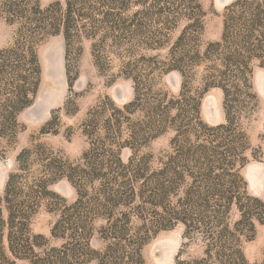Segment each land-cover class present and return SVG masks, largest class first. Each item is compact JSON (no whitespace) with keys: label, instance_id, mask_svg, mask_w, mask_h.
<instances>
[{"label":"rangeland","instance_id":"rangeland-1","mask_svg":"<svg viewBox=\"0 0 264 264\" xmlns=\"http://www.w3.org/2000/svg\"><path fill=\"white\" fill-rule=\"evenodd\" d=\"M70 2V18L79 33L68 32L67 43L62 33L41 30L55 20L61 25L67 0H0V246L9 262L41 264L53 251L63 256L74 250L78 251L75 264L85 260L95 264L107 247L132 253L138 249L134 241L140 238L145 241L139 248L141 264H218L221 260L215 257V249L222 246L239 252L246 264H261L264 60L249 65L251 89L240 114L235 112L232 93L228 98V109H234L228 122L222 91L210 88L200 95L198 119L178 111L180 117L159 136L141 145L130 140L142 121V115L135 112L141 104L137 96L150 88V96L166 95L171 107L179 110L175 102L181 90L184 97L190 89L194 95L201 92L200 79L208 62L193 68L192 82L186 80L184 89L177 72L161 76L153 72L166 60L183 28L193 21L192 13L197 14L198 27L186 33L184 41L191 39L194 51L202 55L220 42L225 18L229 26V18L237 12L232 6L239 0H121L123 7L105 0ZM196 6L199 11L194 10ZM106 15H114L123 24V33L105 36L98 30L107 26ZM44 17L47 22H42ZM152 39L151 48L134 44ZM31 54L38 74L30 62ZM16 66L18 69L13 68ZM171 116L176 117L177 110ZM224 145L234 151L227 153ZM216 147L219 149L213 150ZM212 151L224 160L218 181L225 185L223 194L227 191L225 197L232 203L209 200L208 210L201 214L195 190L204 174L200 171L205 164L202 158ZM184 152L191 157L186 170L182 167ZM103 156L111 167L104 180L85 179ZM143 156L148 173L134 177L132 171L138 169ZM116 158L123 166L132 160L131 171L118 170ZM166 166L181 178L175 180L166 199H150L147 180ZM216 172L210 183L215 182ZM232 175L236 190H228ZM11 177L17 190L10 188L8 193L21 199L29 193L35 203L21 233L33 246L29 260L14 259L7 252V204L3 199ZM107 188L122 192V202L91 212L102 202L101 191ZM235 203L249 209L248 221L238 227L240 213ZM168 217L171 222L164 224L168 228L158 231L156 222ZM116 229L122 234L115 233ZM224 229L233 238L219 243L217 233ZM207 249L208 259L204 256Z\"/></svg>","mask_w":264,"mask_h":264},{"label":"trees","instance_id":"trees-1","mask_svg":"<svg viewBox=\"0 0 264 264\" xmlns=\"http://www.w3.org/2000/svg\"><path fill=\"white\" fill-rule=\"evenodd\" d=\"M105 2L109 4H113L116 7H123V3L121 0H105ZM73 7L70 0H67L66 3V17L64 21L60 23L56 20L53 22L46 23L41 26V30H49L53 31V34L62 33L65 41L68 43V32L76 31L79 33L77 27L72 23L70 18V9ZM233 9L237 12L234 13V16L229 18L230 25L224 21V30L221 40L217 44L210 45L207 50L202 55H199L197 51H194L193 41L191 39H186L184 41L185 35L188 32H195L198 27V21L196 19L197 14L192 13L193 20L190 24L185 26L181 32V35L177 38L169 53L167 54V58L165 61L160 63V67L154 70L153 72L158 73L159 76L163 74H167L169 72H177L182 79V87L184 89V82L189 80V83L192 82L193 77V68L199 66L201 62L210 63L209 66L205 67L204 73L201 75L200 79V94H192V89L188 91V95L184 97L183 91L181 90V97L179 100H176L175 104L179 107V110L176 107H171L172 101H166V95L156 94L154 96H150L148 91L146 90V94L141 95L140 98L137 96V102L141 103L138 107V111L142 115V121L138 126L137 130L132 131L130 140L133 144H144L147 140L153 139L159 136L161 133L165 132L169 126L173 124V122L180 117L178 115V111L183 112L184 115L188 114L194 119H198L199 117V99L201 93L207 92L210 88H218L223 93V109L225 112V120L229 121L230 112H234L233 108L230 107V111L228 109V98L232 93L233 104L236 106L237 113H241L244 110L245 98L249 96V91L251 89L247 75L249 73V65L253 60H264V0H253L250 2L240 1L235 3L232 6ZM231 7V8H232ZM200 10L199 6L194 7V10ZM114 15H106L105 16V24L107 26L105 29L99 27L98 30H102L105 36L120 33L124 31V26L115 18ZM36 21V19H34ZM42 22H47L46 17L43 18ZM104 24V25H105ZM62 27V30L60 29ZM229 27V28H228ZM95 28V27H93ZM97 28V27H96ZM138 28V27H137ZM229 29L232 33L226 36V32ZM138 32V31H137ZM136 32V33H137ZM137 35V34H136ZM152 38V37H149ZM105 40V38L103 39ZM229 41V42H228ZM146 42V43H145ZM115 43V42H114ZM113 43V45H114ZM155 43L154 39L152 41H144V42H135V45L143 44L146 48H151L150 44ZM228 44L227 46L224 44ZM116 46V45H115ZM30 62L34 65V70L38 74V65L36 59L33 54L30 55ZM14 69H18V66L13 67ZM5 72V68H3V73ZM2 73V74H3ZM232 91V92H230ZM131 106V105H130ZM124 107L125 111H128L129 107ZM177 110V116H171V112ZM187 116V115H186ZM127 146L132 148V145L127 144ZM225 146L227 153L234 151L230 147ZM219 149V147L214 148L213 150ZM105 153V152H104ZM105 154H108L109 159H113V155L111 152L107 151ZM207 158L203 156V166L200 167V171H203L201 182L198 183L199 190H204L203 193H200L199 190H195L197 193L195 196L198 198L201 203L199 209L201 210V214L204 213V210H208V202L209 200L217 199L218 201L225 200L226 204L229 205L232 203L231 198H227L226 193L223 189L225 185H221L218 181L219 176L217 173L220 171L221 174L224 172L223 163L224 160L221 154L217 153V151H212L209 153ZM191 159L188 155V152H184L182 159V167L183 170H186L187 162ZM116 165L122 169V171L129 170L132 160H128L127 166H123L119 159L116 158L114 160ZM145 156L141 157L139 160V164L137 165L138 169L132 171L134 177H144L148 173V167L146 163ZM107 162L109 160H104V156L101 158L98 165L93 166L90 169L89 175L84 177L89 180L93 178H99V180H104L107 174L111 171V167H107ZM115 162L113 164H115ZM229 164V163H228ZM233 164H229L228 166L232 167ZM228 166L226 168H228ZM48 170V169H46ZM110 170V171H109ZM217 171V172H216ZM216 172V176L214 177V181L210 183L212 174ZM121 174V173H120ZM50 176V175H49ZM181 176L175 174L173 169L169 166H166L165 169L153 172L149 179L147 180V185L149 186V198H159L166 199L167 196L174 190V186L176 185L175 180H179ZM232 180L228 184V190L235 189L236 184L235 176H229ZM14 178H9L7 183V190L5 191L4 201L7 204V219H6V242H7V252L14 259L18 260H29V254L32 255L33 246L28 242V239L24 238L21 234L23 232L24 221L30 215V210L34 206V202L32 201L31 194L27 193L26 197L21 199L14 193L13 196L8 193V189H12V191H16V185L13 184ZM67 179L70 181V177L67 176ZM41 185V184H40ZM45 184L42 183V187ZM122 187V186H121ZM44 190V189H43ZM101 203L95 204L90 210L91 212L99 213L101 208L107 206L110 208H114L115 204L121 203V199L124 196L122 192L112 191L110 188L101 191ZM132 194V192H131ZM11 196V197H10ZM217 202V201H215ZM238 211L240 213V220L235 225L238 227L239 225H244L245 222L248 221V210L244 209V207L240 206L238 203H235ZM199 205H197L198 207ZM216 207L221 208V206L214 205ZM183 224H185L184 220H179ZM171 221L168 218H164L161 221L156 222L155 226L158 228L157 230H165L168 227L164 224H169ZM3 224V223H2ZM1 225V223H0ZM81 224H79L80 226ZM162 225V226H161ZM252 228V225L246 223V227ZM13 229H16L17 232H12ZM117 230V229H116ZM114 231L115 233L122 234V232ZM217 237V241L219 243L224 240L227 242L230 241V238H233V233H229L227 230H222ZM1 241V239H0ZM137 248L132 251V253H125L121 249H112L107 247L106 250L98 255L95 259V264H141V258L139 255V248L145 244V241L138 238L134 241ZM32 247V248H31ZM230 247H220L216 248L215 257L220 259L218 264H246L244 258L241 256L239 252H232ZM78 251L71 250L70 253L68 251L63 256H58L56 251H53L51 256H49L46 260L41 262V264H75V258ZM209 250H205L204 256L207 259ZM222 260H224L222 262ZM74 261V262H73ZM89 260H85L80 263H88ZM203 262V261H202ZM12 261L9 262V259L6 257L3 252V248L0 246V264H13ZM261 264H264V259Z\"/></svg>","mask_w":264,"mask_h":264}]
</instances>
